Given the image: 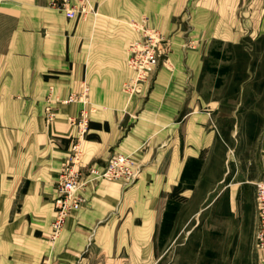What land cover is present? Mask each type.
I'll return each mask as SVG.
<instances>
[{
    "label": "crops",
    "instance_id": "crops-1",
    "mask_svg": "<svg viewBox=\"0 0 264 264\" xmlns=\"http://www.w3.org/2000/svg\"><path fill=\"white\" fill-rule=\"evenodd\" d=\"M91 1L97 17L68 18L54 0H0V264H157L164 227L178 233L179 216L210 209L234 161H255L252 151L228 150L211 73L227 70L215 58L264 39V0ZM144 18L167 43L141 92L129 95L127 61ZM84 83L87 104L63 102ZM50 104L58 114L48 122ZM83 108L84 165L101 168L122 153L139 174L130 183L84 185L83 206L54 239L56 185L78 133L72 118ZM262 174L237 185H255Z\"/></svg>",
    "mask_w": 264,
    "mask_h": 264
},
{
    "label": "rangeland",
    "instance_id": "rangeland-1",
    "mask_svg": "<svg viewBox=\"0 0 264 264\" xmlns=\"http://www.w3.org/2000/svg\"><path fill=\"white\" fill-rule=\"evenodd\" d=\"M96 9L97 14H91L94 17L99 15L97 6ZM231 50L230 56L212 62L227 66L225 72L211 73V97L219 101L214 108L215 121L224 133L228 150L233 146L252 151L255 161L249 167L239 159V163L234 161L232 173L212 192L210 209L193 220L188 215L179 216L178 233L170 231L171 225L164 227L163 256L157 264H262L255 242V185L237 183L264 171V156L261 161L256 154L264 145V39L244 41L240 50ZM219 76L220 85L213 87ZM232 130L236 134L230 136ZM217 170L218 163L212 162V184Z\"/></svg>",
    "mask_w": 264,
    "mask_h": 264
},
{
    "label": "built area",
    "instance_id": "built-area-1",
    "mask_svg": "<svg viewBox=\"0 0 264 264\" xmlns=\"http://www.w3.org/2000/svg\"><path fill=\"white\" fill-rule=\"evenodd\" d=\"M53 4L57 9L65 11L68 18H74L77 15L86 17L89 14H97L96 5L91 0H54ZM135 27L140 32V36L132 43L127 61L132 76L123 85L124 91L129 95L141 92L142 85L150 72L159 65L167 43L160 31L146 25V18ZM88 91L89 86L84 83L81 92L72 93L63 102L66 104L76 102L87 104ZM57 114L58 109L55 105L47 106L46 120L48 122L54 121ZM89 121L90 112L86 108L82 109L78 117L72 118V122L78 128V133L64 165L62 179L56 185L54 200L56 216L52 222L54 239L63 229L69 215L83 206L85 199L78 192L84 185L102 180H121L130 183L139 174V168L132 156L122 153L112 155L107 164L101 168L84 165L83 142L89 128ZM255 185L258 216L255 242L257 250L262 255L261 259L264 261V173Z\"/></svg>",
    "mask_w": 264,
    "mask_h": 264
}]
</instances>
